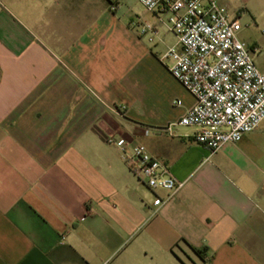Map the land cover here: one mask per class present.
<instances>
[{"label": "crops", "instance_id": "obj_1", "mask_svg": "<svg viewBox=\"0 0 264 264\" xmlns=\"http://www.w3.org/2000/svg\"><path fill=\"white\" fill-rule=\"evenodd\" d=\"M219 1L264 73V0ZM125 6L0 0V264H264V123L215 153L167 131L195 104L164 58L177 39ZM109 139L183 186L156 208Z\"/></svg>", "mask_w": 264, "mask_h": 264}, {"label": "built area", "instance_id": "obj_2", "mask_svg": "<svg viewBox=\"0 0 264 264\" xmlns=\"http://www.w3.org/2000/svg\"><path fill=\"white\" fill-rule=\"evenodd\" d=\"M139 2L175 35L177 41L164 58L172 61L171 75L195 99L178 121L166 127L167 131L175 126L195 127V142L215 153L225 144L238 143L264 123V73L254 58L258 48L240 39L238 17H232L219 0ZM131 26L150 42L159 34L157 25L141 19ZM108 141L119 146L130 172L154 193L156 208L170 201L183 186L168 164L143 146L128 151L123 140Z\"/></svg>", "mask_w": 264, "mask_h": 264}, {"label": "rangeland", "instance_id": "obj_3", "mask_svg": "<svg viewBox=\"0 0 264 264\" xmlns=\"http://www.w3.org/2000/svg\"><path fill=\"white\" fill-rule=\"evenodd\" d=\"M126 8L135 13H141L145 11L144 7L139 3L138 0H126Z\"/></svg>", "mask_w": 264, "mask_h": 264}, {"label": "trees", "instance_id": "obj_4", "mask_svg": "<svg viewBox=\"0 0 264 264\" xmlns=\"http://www.w3.org/2000/svg\"><path fill=\"white\" fill-rule=\"evenodd\" d=\"M198 253L201 255V257H203V254H202V252H201V251H198Z\"/></svg>", "mask_w": 264, "mask_h": 264}]
</instances>
